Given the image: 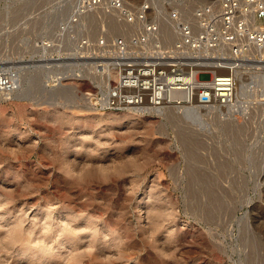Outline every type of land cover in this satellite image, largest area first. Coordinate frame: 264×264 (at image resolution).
I'll return each instance as SVG.
<instances>
[{
    "label": "rangeland",
    "instance_id": "obj_1",
    "mask_svg": "<svg viewBox=\"0 0 264 264\" xmlns=\"http://www.w3.org/2000/svg\"><path fill=\"white\" fill-rule=\"evenodd\" d=\"M79 1L0 0V72L19 87L0 91V264H264V93L193 134L93 110L94 65L59 59L80 52L59 30Z\"/></svg>",
    "mask_w": 264,
    "mask_h": 264
},
{
    "label": "built area",
    "instance_id": "obj_2",
    "mask_svg": "<svg viewBox=\"0 0 264 264\" xmlns=\"http://www.w3.org/2000/svg\"><path fill=\"white\" fill-rule=\"evenodd\" d=\"M98 12L134 30L109 35L103 23L95 38L74 36L85 31V17ZM165 26L176 34L173 41H166ZM59 30L80 51L59 59L69 67L94 65V86L81 94L93 110L146 115L183 106L203 115L245 113L253 103L248 94L261 92L253 74L264 73V0H81ZM55 46L51 39L42 43ZM203 72L211 78L201 79ZM14 73L0 72V91L19 88L12 85ZM243 81L245 94L238 92Z\"/></svg>",
    "mask_w": 264,
    "mask_h": 264
},
{
    "label": "bare ground",
    "instance_id": "obj_3",
    "mask_svg": "<svg viewBox=\"0 0 264 264\" xmlns=\"http://www.w3.org/2000/svg\"><path fill=\"white\" fill-rule=\"evenodd\" d=\"M108 14V13H107ZM109 18V28L107 27V33L109 35L113 34V33H121V34H129L130 32H132V26L130 25H127L126 23H124L123 21L119 20L117 17H115L113 14H109L108 15ZM93 16L92 15H88L85 17V24H84V27L83 28H91L90 25L92 24V21L93 20ZM90 23V24H89ZM88 24V25H87ZM107 25V23H106ZM108 26V25H107ZM169 27L165 26V39L166 41H173V39H175L176 37V34L174 33V31H172V29H168ZM115 35V34H113ZM254 78L255 79H258L259 80V86H260V91H255V93H250L248 94L250 98H252L253 96L255 98H257L259 95H263L264 93V73H255L253 74ZM93 78V77H92ZM13 85V84H12ZM241 92L242 94H245V91H246V86H245V83H242V86L241 88L239 89L238 88V92ZM14 96V95H13ZM16 96V95H15ZM20 97V96H19ZM260 100V99H259ZM258 100V101H259ZM264 101V100H263ZM256 103V102H255ZM260 109V108H259ZM261 110V109H260ZM225 111V110H224ZM227 112H230V111H227ZM159 113H163L166 115V118L168 119L169 123L171 124H175L176 126H181L182 128L184 127L185 130H190V132L192 133L191 131V127H193L194 125L197 127H206L207 125L209 126L210 123L212 122H209L208 121V118L204 117L203 114H200L196 111V109L192 108V107H167L165 110L159 112ZM192 113V114H191ZM222 111L221 110H216V111H211L209 113H206L207 115H211V117H220ZM205 114V116H207ZM223 114V113H222ZM196 120H194L193 117ZM224 115V114H223ZM228 115V114H227ZM193 118V120L191 118ZM212 119V118H211ZM227 119V118H226ZM229 119V118H228ZM226 121V120H225ZM228 121V120H227ZM234 121V120H233ZM230 122V120H229ZM228 122V123H229ZM221 123V122H220ZM224 123V122H223ZM227 123V122H225ZM227 123V126L229 127L230 125H228ZM231 123V122H230ZM235 123V122H234ZM212 124V123H211ZM233 125V124H232ZM177 126V127H178ZM207 126V127H208ZM211 126V125H210ZM225 126V125H224ZM234 126V125H233ZM231 127V126H230ZM236 127V126H235ZM179 128V127H178ZM185 132V131H184ZM189 132V131H187ZM189 132V133H190ZM190 133V134H191ZM188 134V133H187ZM193 134V133H192ZM189 135V134H188ZM190 136V135H189ZM187 137V136H185ZM185 139H188V138H185ZM183 138V140H185ZM193 145V144H192ZM194 148V147H193ZM191 150V149H190ZM193 153V152H192ZM247 220V218H246ZM208 221V220H207ZM251 228V227H250ZM246 229V228H245ZM249 229V228H248ZM255 231V230H253ZM243 232V231H242ZM245 233V232H244ZM246 234V233H245ZM250 234V233H249ZM214 235V234H212ZM253 235V234H252ZM248 238V237H247ZM213 239V238H212ZM243 239V238H242ZM254 240V239H253ZM212 242V241H211ZM215 242V241H214ZM259 243V242H258ZM249 245V244H248ZM213 247V246H212ZM211 247V249H212ZM219 247V245H218ZM220 248V247H219ZM217 249V248H216ZM222 250V249H221ZM225 252V251H224ZM249 252V251H248ZM250 257V256H249ZM252 259V258H251ZM253 260V259H252ZM252 262V261H251Z\"/></svg>",
    "mask_w": 264,
    "mask_h": 264
}]
</instances>
